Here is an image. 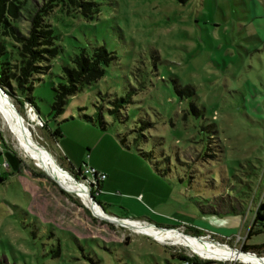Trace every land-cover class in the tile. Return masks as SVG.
Here are the masks:
<instances>
[{
  "label": "rangeland",
  "instance_id": "obj_1",
  "mask_svg": "<svg viewBox=\"0 0 264 264\" xmlns=\"http://www.w3.org/2000/svg\"><path fill=\"white\" fill-rule=\"evenodd\" d=\"M94 1L93 19L58 7L47 17L59 53L30 91L46 127L12 99L32 137L74 180L82 182L85 168L106 175L95 197L106 213L234 250L258 244L260 255L242 253L264 258V232L246 237L264 193V0ZM97 45L116 58L54 118L50 105L62 67ZM6 47L14 58L13 46ZM186 86L193 91H177ZM129 92V101L113 110V101ZM56 126L61 136L52 134ZM16 143L0 117L2 264H191L179 254L248 264L204 258L98 218Z\"/></svg>",
  "mask_w": 264,
  "mask_h": 264
},
{
  "label": "trees",
  "instance_id": "obj_2",
  "mask_svg": "<svg viewBox=\"0 0 264 264\" xmlns=\"http://www.w3.org/2000/svg\"><path fill=\"white\" fill-rule=\"evenodd\" d=\"M178 1L185 3L188 0ZM27 3L28 0H0V87L11 100H17L22 109L29 105L35 110L34 102L30 96L33 80H39V77L36 78L37 75H42L49 71L50 60L59 53L55 35L47 17L58 7L66 14L80 13L87 19H93L99 12V4L94 0H43L42 3L36 2L28 10L26 7ZM17 23H25L24 28L26 30L22 31ZM6 42H9L15 49L16 55L14 58L9 57ZM115 58L116 56L113 52L109 51L104 45L94 46L90 53L81 50L79 53L74 54L71 57V65L62 67L60 80L53 86L50 114L54 118L61 114L68 98L78 93L84 86L100 79L105 73L104 67ZM16 90L23 93L26 92V97L23 101L20 100ZM177 91L189 94L193 89L186 86L177 89ZM130 96L131 92L125 98H116L113 102L117 106L113 110L121 106L120 103H127ZM17 110L19 111L18 108ZM35 112L37 113V111ZM19 113L21 114L20 111ZM37 114L40 117L39 113ZM84 118L86 121H93L87 115H84ZM40 119L42 120V127L45 128L46 122L41 117ZM100 126L102 128L105 127L103 121H100ZM52 134L54 136L62 135L59 126L53 129ZM123 141L124 139H121L122 143ZM37 176H44V174L37 173ZM101 184L102 180H99L96 185L97 190H101ZM255 225L259 226V228L258 231L253 232L251 227ZM185 232L188 233L187 231ZM262 232H264V193L252 214L246 237L250 238L252 235ZM260 246L258 244H242L241 248L243 251L253 249L252 252L260 255L257 250ZM177 258L191 264L218 263V261L214 260L200 262L197 261V257H190L184 254H179ZM0 264H2L1 261Z\"/></svg>",
  "mask_w": 264,
  "mask_h": 264
},
{
  "label": "bare ground",
  "instance_id": "obj_3",
  "mask_svg": "<svg viewBox=\"0 0 264 264\" xmlns=\"http://www.w3.org/2000/svg\"><path fill=\"white\" fill-rule=\"evenodd\" d=\"M8 101L12 102L11 99ZM8 101L6 97L0 95V117L13 133L17 142L16 144L21 151L33 161L37 167L46 169L67 191L70 190V192H74L95 215L99 218L106 217L100 206L90 200L88 187L84 183L74 180L63 168L59 169V165H57L58 167L55 165L56 163L53 162L51 153L32 137L30 129L24 123L22 116L23 127L21 128V124L17 121L18 118ZM117 221V223H114L115 225H120L135 233L146 234L155 240L173 242L186 247L191 253L204 258H212L219 261L240 260L248 264H264V258L242 253L230 248L227 244H223L216 240H210L204 236L194 237L176 228L165 230L149 223H143L141 220L137 219L122 218V220L120 219Z\"/></svg>",
  "mask_w": 264,
  "mask_h": 264
},
{
  "label": "water",
  "instance_id": "obj_4",
  "mask_svg": "<svg viewBox=\"0 0 264 264\" xmlns=\"http://www.w3.org/2000/svg\"><path fill=\"white\" fill-rule=\"evenodd\" d=\"M0 95L1 96H3V97H6V100L8 101L9 99H10V97L4 92V90L0 87ZM9 102V101H8ZM9 104L11 105V107H12V109H13V112L16 114V116H17V118H18V122L21 124V128L23 127L22 126V118H21V114L19 113V111L17 110V108L15 107V105H14V103L13 102H9ZM53 162L54 163H56V161H55V159L53 158ZM56 166L58 165L57 163L55 164ZM58 167V166H57ZM59 169H61V167H58ZM42 170L48 175V176H50L52 179H54L59 185H61L60 184V182L57 180V179H55L54 177H52L49 173H48V171L46 170V169H43L42 168ZM65 171V170H64ZM67 172V171H66ZM62 186V185H61ZM63 187V186H62ZM64 188V187H63ZM65 189V188H64ZM66 190V189H65ZM88 195H89V198H90V200L92 201V202H94L95 204H97L98 206H100V204L98 203V202H96V200H95V197L90 193V191H89V193H88ZM100 208L102 209V211L104 212V214H105V216L106 217H101V219H104V220H106V221H108V222H110V223H117L118 221L117 220H122V218H119V217H115V216H111V215H109L108 213H106L104 210H103V208L100 206ZM92 212V211H91ZM124 220V219H123ZM153 226H156L155 224H153V223H151ZM162 229H165V230H167V229H174V228H167V227H161ZM239 250V249H238ZM240 252H245V253H248L249 251H243V250H239ZM254 253V252H253ZM254 254H256V253H254Z\"/></svg>",
  "mask_w": 264,
  "mask_h": 264
},
{
  "label": "built area",
  "instance_id": "obj_5",
  "mask_svg": "<svg viewBox=\"0 0 264 264\" xmlns=\"http://www.w3.org/2000/svg\"><path fill=\"white\" fill-rule=\"evenodd\" d=\"M26 108L27 107H29V108H32L31 106H29V105H26L25 106ZM33 109V108H32ZM34 110V109H33ZM35 111V110H34ZM36 116H37V120L39 121V123H40V125L42 126L43 124H42V120L40 119V117L38 116V114L36 113ZM3 166H8V164L5 162V164L3 163L2 164ZM91 174L90 176H86L87 174ZM82 177H83V179H82V183H84L87 187H88V189H89V191H90V193L92 194V192H93V196L94 197H96L99 193H100V191L101 190H97V188H96V185H97V183H98V181L99 180H104V178L106 177V175L104 174V173H98L95 169H93V168H85L84 169V171L82 172ZM96 194V195H95ZM143 223H148V222H145V221H142ZM149 224H151V223H149Z\"/></svg>",
  "mask_w": 264,
  "mask_h": 264
},
{
  "label": "crops",
  "instance_id": "obj_6",
  "mask_svg": "<svg viewBox=\"0 0 264 264\" xmlns=\"http://www.w3.org/2000/svg\"><path fill=\"white\" fill-rule=\"evenodd\" d=\"M52 155V154H51ZM54 158V157H53ZM103 185V183L101 184V189H102V186ZM109 215H111V216H115V215H112V214H109ZM115 217H118V216H115ZM119 218H126V217H119ZM129 219V218H128ZM137 220H141V219H137Z\"/></svg>",
  "mask_w": 264,
  "mask_h": 264
}]
</instances>
